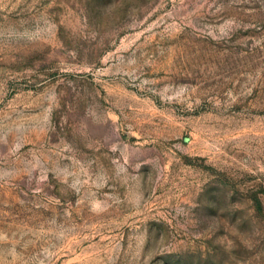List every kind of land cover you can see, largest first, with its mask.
Masks as SVG:
<instances>
[{
  "label": "rangeland",
  "instance_id": "1",
  "mask_svg": "<svg viewBox=\"0 0 264 264\" xmlns=\"http://www.w3.org/2000/svg\"><path fill=\"white\" fill-rule=\"evenodd\" d=\"M0 264H264V0H0Z\"/></svg>",
  "mask_w": 264,
  "mask_h": 264
}]
</instances>
